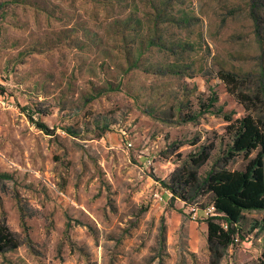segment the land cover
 Segmentation results:
<instances>
[{"label":"rangeland","instance_id":"374dc122","mask_svg":"<svg viewBox=\"0 0 264 264\" xmlns=\"http://www.w3.org/2000/svg\"><path fill=\"white\" fill-rule=\"evenodd\" d=\"M251 11V0H0V95L13 105L0 104V218L19 242L0 264H210L207 248L167 251L172 193H155L203 148L201 179L223 165L225 117L244 108L219 77L236 73L248 91L264 66ZM261 216L245 213L249 241L219 264H258Z\"/></svg>","mask_w":264,"mask_h":264},{"label":"trees","instance_id":"16d2710c","mask_svg":"<svg viewBox=\"0 0 264 264\" xmlns=\"http://www.w3.org/2000/svg\"><path fill=\"white\" fill-rule=\"evenodd\" d=\"M260 1L264 0H251V16L256 23L260 20L264 21V18L257 16L255 11L258 6L256 3ZM260 42L263 53L261 58L264 59V39ZM219 78L244 108V114L236 119H232L231 116L225 117L230 123L226 128L231 139L223 155V165L216 162L201 179L198 168L209 159L206 148H203L197 159H193L191 163L187 162L182 168H177L169 182L163 185L172 193L171 208L176 199L184 203V208L203 210L210 205L214 207L215 215L205 219L207 246L212 255L210 264H219L224 253L240 241L247 244L249 235L242 229L245 213L252 211L262 213L252 230L258 229L264 234V66L262 64L257 80L248 91L240 90L239 75L236 73H227ZM0 94H6L2 84H0ZM215 101L216 98L210 99L207 110L213 107ZM216 113H222V109L219 108ZM30 120L47 135H55V131L44 122L34 121L31 117ZM188 120L194 118L189 117ZM66 131L76 134L68 128ZM238 155H242L245 160L241 168L235 170L227 168L228 162ZM205 195L209 198L207 203L202 204L196 200L198 196ZM160 231V239L163 243L165 225ZM18 246L16 235L10 230L6 220L0 218V253L15 250ZM258 264H264V249Z\"/></svg>","mask_w":264,"mask_h":264},{"label":"crops","instance_id":"0c3cea01","mask_svg":"<svg viewBox=\"0 0 264 264\" xmlns=\"http://www.w3.org/2000/svg\"><path fill=\"white\" fill-rule=\"evenodd\" d=\"M1 55L2 53L0 49V84L5 87L6 80L3 78L2 74ZM0 97L2 98L3 96L0 95ZM2 99H4V97ZM180 208L178 209L176 204L173 208H167L168 212H166L164 223L166 241L165 248H167V251L170 254H185L187 251L196 253L203 250L204 252H206V248L208 249V246L207 225L205 220H192L190 217H186V215L183 214V210H181ZM171 241H174L176 243L171 245ZM186 260L188 262H191V259L189 257H187Z\"/></svg>","mask_w":264,"mask_h":264},{"label":"built area","instance_id":"2783aa9c","mask_svg":"<svg viewBox=\"0 0 264 264\" xmlns=\"http://www.w3.org/2000/svg\"><path fill=\"white\" fill-rule=\"evenodd\" d=\"M0 104H2L3 106L7 105L4 99L0 100ZM8 108H12L13 105L11 103L8 102L7 105ZM128 146H131V144L129 143ZM151 165V161H147L146 162V166H150ZM163 193H169L168 189H165L162 193L156 192L155 193V197L158 198L159 200H163ZM190 214V218L192 220H198L199 218L202 219V221H204L206 218H208L209 216H213L215 215V209L212 205L208 206L207 208L203 209V210H197L195 208H191L189 211ZM226 227V226H224ZM237 241V240H236Z\"/></svg>","mask_w":264,"mask_h":264}]
</instances>
